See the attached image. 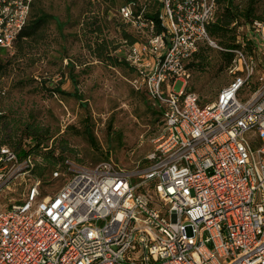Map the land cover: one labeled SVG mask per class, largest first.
<instances>
[{"label":"built area","instance_id":"built-area-1","mask_svg":"<svg viewBox=\"0 0 264 264\" xmlns=\"http://www.w3.org/2000/svg\"><path fill=\"white\" fill-rule=\"evenodd\" d=\"M33 1L0 0V52L14 48ZM216 1L117 8L136 39L120 45L131 84L159 112L153 148L131 170L66 161L70 175L53 195L40 197L34 180L21 201L0 203V264H264V74L255 73L264 21L247 28L263 49L233 51L232 79L213 101L186 90V65L214 45ZM30 165L0 145V195Z\"/></svg>","mask_w":264,"mask_h":264},{"label":"rangeland","instance_id":"rangeland-1","mask_svg":"<svg viewBox=\"0 0 264 264\" xmlns=\"http://www.w3.org/2000/svg\"><path fill=\"white\" fill-rule=\"evenodd\" d=\"M122 4L125 0H114V4L100 0H35L34 12L51 17L47 24L21 44L22 48L0 52V59L8 62L0 75V110L7 123L0 127V140L17 142L19 149L26 151L34 148L28 155V174L3 190L1 204L21 201L34 180L40 181V197L53 195L70 175L66 161L79 166L112 161L127 170L137 163L145 164L144 158L152 150V139L160 128V116L154 113L157 107L133 88L134 74L128 68L95 61L85 47L92 40L86 22L96 18L101 37L111 50L116 48L113 52L119 59L123 56L122 30L130 35L132 31L116 13ZM233 27L236 36L251 34L245 23ZM251 40L263 49L257 36L251 34ZM214 45L207 44L212 48L211 65L202 73L192 72L186 89L195 92L202 105L213 101L232 79L228 70L220 68L219 49ZM68 63L76 66L72 74L77 76L81 101L50 92L57 86L64 92H74ZM256 63L255 73L264 74V56L256 55ZM181 85L177 82L174 91ZM23 125L37 127L42 143L37 146L25 136ZM57 156L64 157L63 161L57 162ZM34 168H45L43 176L34 173ZM54 173L59 175L55 177Z\"/></svg>","mask_w":264,"mask_h":264},{"label":"trees","instance_id":"trees-1","mask_svg":"<svg viewBox=\"0 0 264 264\" xmlns=\"http://www.w3.org/2000/svg\"><path fill=\"white\" fill-rule=\"evenodd\" d=\"M103 3H111L114 4V0H100ZM264 0H239L237 3L235 0H217L216 1V11L214 14L213 20L208 24L207 26V32L210 40L212 42H215L216 47L219 49V59H220V68L226 69L231 66L232 60L234 58V50L237 49H243L248 54L252 53V47H253V40H247L245 46L242 47L240 43H238V35L236 36V33L234 31L233 26H237L238 23H245L247 25H250L255 20H261L264 21V4H261L260 2ZM34 2L31 6L30 11V17L29 22L27 26L24 28V30L18 35L16 40L14 41L13 47L22 48L21 44L25 43V41H28L35 37L38 32L42 29L43 26L47 24L49 21L50 16L40 14L34 12ZM129 2H135L137 11H140L141 8L147 7L148 0H125V3ZM87 23V28L89 29L90 35H91V41H88L85 44L86 49L88 50V53L94 58L95 61H98L102 64H105L106 66H112V67H126L134 74V77L136 75L133 68L129 67L128 64L125 62L123 56L121 58H118V55L114 54L113 50L116 48H113L111 50L109 48L108 42L105 40V38L102 36V31L100 28V25L97 24L96 18H89V22ZM235 23V25H233ZM123 40H126L128 43H133L136 41V39L122 30L121 33ZM247 35H245V38ZM206 44V45H205ZM208 43H203L196 54L192 57L190 62L186 65L187 70L189 71L190 75L191 73H202L204 72L210 65V51L212 50L211 47L207 46ZM7 61H3L0 59V75L5 72L7 69ZM68 69L69 72L72 74L75 69V64L68 63ZM71 81L73 82L74 86V92L73 93H67L61 90L60 87H56L53 90H50L51 93L57 92L60 94V96L68 95L71 97H74L77 101H81L80 95L77 92V76L72 74L71 75ZM142 92L146 97L147 95L143 91ZM3 92L0 90V95H2ZM155 114L159 115V112L156 110L154 111ZM5 116L3 114V111L0 110V127L1 129L5 127L4 123ZM4 121V122H3ZM6 128H4L5 130ZM19 130V128H17ZM27 137H31L32 140H34L37 143V146L39 145L41 139H39V133L38 128L31 125H23L22 130ZM0 145H5L9 147L12 151H14L18 158H23L31 153H33V149H30L29 151L19 149L20 145L17 142H11L7 140H0ZM64 157L57 156L56 160L57 162L62 160ZM63 161V160H62ZM64 166V164H63ZM44 170H38V168H34L33 172L37 173L38 175L44 174Z\"/></svg>","mask_w":264,"mask_h":264},{"label":"crops","instance_id":"crops-1","mask_svg":"<svg viewBox=\"0 0 264 264\" xmlns=\"http://www.w3.org/2000/svg\"><path fill=\"white\" fill-rule=\"evenodd\" d=\"M132 36V35H131Z\"/></svg>","mask_w":264,"mask_h":264}]
</instances>
